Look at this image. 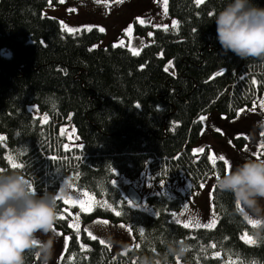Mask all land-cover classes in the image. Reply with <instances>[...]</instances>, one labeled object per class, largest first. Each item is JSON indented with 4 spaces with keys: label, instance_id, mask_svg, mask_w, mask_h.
<instances>
[{
    "label": "trees",
    "instance_id": "trees-1",
    "mask_svg": "<svg viewBox=\"0 0 264 264\" xmlns=\"http://www.w3.org/2000/svg\"><path fill=\"white\" fill-rule=\"evenodd\" d=\"M48 1L0 0V169L21 171L37 193L55 195L63 218L57 216L54 228L68 234L59 264H137L140 255L158 256L165 241L177 239L187 246L185 255L170 256L169 264L176 258L191 264H253V257L264 264V241L241 239L254 226L216 185V224L188 228L170 219V212L182 205L180 197L148 196L155 210L151 214L127 204L112 184L115 173L134 178L147 166L157 179L183 174L197 187L214 169L205 153L192 154L202 127L198 117L233 116L258 101L264 61L242 60L221 49L208 15L220 7L219 0L199 5L195 0H166L177 26L154 28L152 42L137 54L122 46L90 48L102 33L96 28L65 32L57 19L42 15ZM257 2L264 6V0ZM134 27L143 33L150 26ZM169 61L171 71L165 69ZM30 104L45 112L48 121L41 123ZM68 118L81 147L64 148L58 128ZM242 140L234 139L237 144ZM12 163L22 167L12 168ZM215 169L222 173V162ZM67 175L77 187L113 206L93 205L80 213L82 220L130 224L134 248L112 255L82 231L80 239L88 249H81L69 227L67 205L57 196ZM35 263L28 253L27 264Z\"/></svg>",
    "mask_w": 264,
    "mask_h": 264
},
{
    "label": "rangeland",
    "instance_id": "rangeland-1",
    "mask_svg": "<svg viewBox=\"0 0 264 264\" xmlns=\"http://www.w3.org/2000/svg\"><path fill=\"white\" fill-rule=\"evenodd\" d=\"M42 15L57 19L60 27L68 33L96 28L102 33V37L90 44V48H104L108 45L122 46L133 54H137L144 45L152 42L154 28H175L177 26V20L170 16L166 10V0H49L42 10ZM142 20L144 23H141ZM173 21L176 23L173 24ZM135 23L150 27L145 32L138 33L135 31ZM101 28L103 31H100ZM165 69L171 71L172 64L166 62ZM28 109L39 118L40 122L45 115L48 117L35 104L28 105ZM201 116L206 119L201 121ZM198 119L201 121L202 127L197 141L192 145V154L198 157L205 153L208 160L209 156L213 157L214 165L209 160L214 167L213 171L197 187L183 174L174 179H163L165 183L161 186L159 184L161 179L153 176L147 166L134 178L115 173L112 184L120 190L127 204L129 203L126 191L131 187L139 193L141 198L138 205L132 204L131 206L151 214H154L155 210L148 202V196H177L182 199V205L179 209L170 212V219L173 222L178 223L177 221H179L184 226L187 224L188 228H211L205 225L212 224L214 226L216 224L219 215L212 203V191L216 176L221 174L215 169L216 163L220 161L219 155H223L229 160V168L240 163L245 157H256L257 153L264 156L261 147L264 146V88L258 101L251 106L238 109L233 116L206 113L200 115ZM61 129L64 131L61 132ZM58 132L65 139L63 145L68 144V148L82 146L69 118L59 126ZM0 137H2L0 142H3L1 133ZM236 137L243 139L241 144L234 141ZM193 149H197V151L194 152ZM220 162L223 164L224 172L225 165L223 161ZM85 193L87 196L84 195ZM57 196L63 201L71 197L84 202V209L80 207L79 203L66 204L69 223L79 225L78 228H72V230L78 235L81 249H88L87 243L80 239L82 231L89 237L98 239L105 244L112 255L125 253L136 246L137 240L128 223H113L104 218H95L89 222L82 220L80 213L90 211L93 205L112 208V204L105 197L95 196L77 187L68 175L61 179ZM239 209L243 215L244 210L240 205ZM246 221L250 226H253L249 223V219ZM51 234L55 242L53 256L49 264H59L67 245L64 237L68 238V234L62 233L54 227ZM247 237L252 238L247 232L241 234V239L249 243ZM35 261V264H39L37 257H35ZM171 264L191 263L176 258Z\"/></svg>",
    "mask_w": 264,
    "mask_h": 264
},
{
    "label": "clouds",
    "instance_id": "clouds-1",
    "mask_svg": "<svg viewBox=\"0 0 264 264\" xmlns=\"http://www.w3.org/2000/svg\"><path fill=\"white\" fill-rule=\"evenodd\" d=\"M219 2L211 22L221 49L242 60L253 57L264 61V6L257 0ZM30 184L21 171H0V264H27L28 253L37 257L39 264H49L53 256L51 233L57 220V200L53 193H37ZM215 185L221 193L231 195L245 217L256 222L253 240L264 241V156L243 158L217 175ZM186 247L178 239L167 240L162 253L140 255L137 264H169L168 258L183 257ZM252 262L261 264L254 257Z\"/></svg>",
    "mask_w": 264,
    "mask_h": 264
},
{
    "label": "snow or ice",
    "instance_id": "snow-or-ice-1",
    "mask_svg": "<svg viewBox=\"0 0 264 264\" xmlns=\"http://www.w3.org/2000/svg\"><path fill=\"white\" fill-rule=\"evenodd\" d=\"M195 2H196V4L199 5V4L202 3V0H195ZM208 15H209V16H212L213 13H212V12H209ZM141 23H144V21L142 20ZM175 23H176V21H173V24H175ZM69 31H71V29H69ZM100 31H103V28H101ZM93 47H95V45H93ZM169 64H171V61H169ZM47 119H48V117L45 115V116L42 118L41 123L46 122ZM205 119H206V117H204V116H201V117H200V120H201V121H203V120H205ZM63 131H64V130L61 129V132H63ZM0 139H2V137H0ZM68 147H69L68 144H65V145H64V148H65V149H67ZM261 147H262V151H264V146H261ZM193 151L195 152V151H197V149H193ZM256 155H257V157H259V156L261 155V153H257ZM53 158H54V157H53ZM218 159H219L220 161H223V163H224V165H225V171H227V170L229 169V167H230V162H229V160L226 159L223 155H219ZM209 160L212 161L213 165L215 164V159H213V157L209 156ZM11 167H12V168H20V167H22V165H20V164H16V163H12V164H11ZM0 171H3V170L0 169ZM66 183H67V181H66ZM164 183H165V180H163V179H161V180L159 181V184H160L161 186H163ZM30 187H32L31 184H30ZM70 187H72V186L70 185ZM84 195L87 196V193H85ZM63 202H64V204H69V203L76 204V203H79V204H80V207H81L82 209H84V202H83V201L75 200V199H72L71 197H69V198H67V199H64ZM128 203H129V205H132V202L129 201V200H128ZM237 207L239 208V204H238V203H237ZM85 210H86V209H85ZM241 210H242V209H241ZM64 211H67V209H65ZM117 214H119V213H117ZM57 216H58V218H60V219L63 218L62 215H60L59 213L57 214ZM245 218L248 219L247 217H245ZM177 222L179 223V221H177ZM249 223L252 224V225L254 226L256 222L253 221V220H250V219H249ZM187 226H188V225L185 224V227H187ZM205 226H206V227H212L213 225H212V224H208V225H205ZM69 227H70V228H78L79 225L76 224V223H69ZM141 231H143V230L141 229ZM89 235H91L90 232H89ZM242 238H244V237H242ZM67 240H68V238L65 236V237H64V241H65V243H67ZM247 242H249V243H255V241H253L251 237H247ZM214 255H219V253H214Z\"/></svg>",
    "mask_w": 264,
    "mask_h": 264
},
{
    "label": "water",
    "instance_id": "water-1",
    "mask_svg": "<svg viewBox=\"0 0 264 264\" xmlns=\"http://www.w3.org/2000/svg\"><path fill=\"white\" fill-rule=\"evenodd\" d=\"M126 197L133 205H138L141 200L139 193L132 187L127 189Z\"/></svg>",
    "mask_w": 264,
    "mask_h": 264
}]
</instances>
